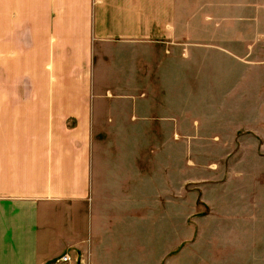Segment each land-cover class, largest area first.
I'll return each instance as SVG.
<instances>
[{"label": "crops", "instance_id": "crops-1", "mask_svg": "<svg viewBox=\"0 0 264 264\" xmlns=\"http://www.w3.org/2000/svg\"><path fill=\"white\" fill-rule=\"evenodd\" d=\"M223 112L264 113V0H0V264H150V129Z\"/></svg>", "mask_w": 264, "mask_h": 264}, {"label": "rangeland", "instance_id": "rangeland-1", "mask_svg": "<svg viewBox=\"0 0 264 264\" xmlns=\"http://www.w3.org/2000/svg\"><path fill=\"white\" fill-rule=\"evenodd\" d=\"M248 115L150 129V264H264V113Z\"/></svg>", "mask_w": 264, "mask_h": 264}, {"label": "built area", "instance_id": "built-area-1", "mask_svg": "<svg viewBox=\"0 0 264 264\" xmlns=\"http://www.w3.org/2000/svg\"><path fill=\"white\" fill-rule=\"evenodd\" d=\"M71 260V256L68 252H65L61 255H59L55 260L53 264H69Z\"/></svg>", "mask_w": 264, "mask_h": 264}]
</instances>
